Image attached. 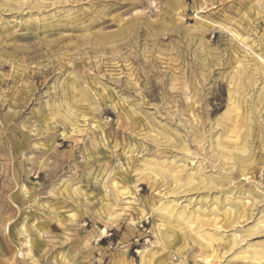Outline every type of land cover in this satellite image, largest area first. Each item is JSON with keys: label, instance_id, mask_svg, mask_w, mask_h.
Wrapping results in <instances>:
<instances>
[{"label": "rangeland", "instance_id": "rangeland-1", "mask_svg": "<svg viewBox=\"0 0 264 264\" xmlns=\"http://www.w3.org/2000/svg\"><path fill=\"white\" fill-rule=\"evenodd\" d=\"M256 251L264 0H0V264Z\"/></svg>", "mask_w": 264, "mask_h": 264}, {"label": "bare ground", "instance_id": "bare-ground-1", "mask_svg": "<svg viewBox=\"0 0 264 264\" xmlns=\"http://www.w3.org/2000/svg\"><path fill=\"white\" fill-rule=\"evenodd\" d=\"M221 153H223V152H221ZM227 153V152H226ZM231 153V152H230ZM231 156V154L229 155V157ZM228 158V157H227ZM232 158V157H231ZM228 159H230V158H228ZM244 169V168H243ZM245 172H247V171H245ZM244 172V173H245ZM214 181V180H213ZM220 185V184H219ZM177 215H178V213H176ZM180 214H183V213H180ZM178 215V216H180V217H182L183 218V220L185 219L187 222H190L189 221V218H188V216H183V215ZM191 216V215H190ZM166 232V231H165ZM159 235V234H158ZM207 236V235H206ZM213 236V235H212ZM206 238H210L211 239V236L209 235V237L207 236ZM205 240V239H204ZM164 249V248H163ZM258 251V250H257ZM256 251V252H257ZM255 253V252H254ZM256 254V253H255ZM257 256H263L264 254L261 252V251H259V252H257V254H256Z\"/></svg>", "mask_w": 264, "mask_h": 264}]
</instances>
